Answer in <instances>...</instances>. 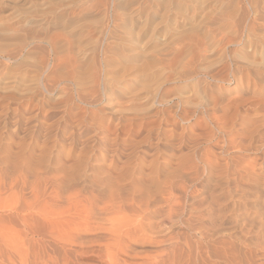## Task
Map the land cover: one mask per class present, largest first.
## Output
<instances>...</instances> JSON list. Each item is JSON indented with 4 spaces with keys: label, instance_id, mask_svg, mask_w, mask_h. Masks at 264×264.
I'll return each mask as SVG.
<instances>
[{
    "label": "rangeland",
    "instance_id": "rangeland-1",
    "mask_svg": "<svg viewBox=\"0 0 264 264\" xmlns=\"http://www.w3.org/2000/svg\"><path fill=\"white\" fill-rule=\"evenodd\" d=\"M95 1L89 8L106 29L112 0ZM239 5L233 41L195 80L173 82L167 72L171 80L144 88L146 60L137 57L125 71L110 70L112 96L100 87L85 100H69L64 85L31 99L19 88L0 89V264H264V57L240 56L252 14L247 0ZM4 8L1 36L10 31L4 25L17 24ZM90 32H83L96 43L89 72L101 80V38ZM36 46L28 62L48 56ZM17 54L10 62L0 56V66L23 70ZM129 77L137 101L124 93Z\"/></svg>",
    "mask_w": 264,
    "mask_h": 264
},
{
    "label": "bare ground",
    "instance_id": "bare-ground-1",
    "mask_svg": "<svg viewBox=\"0 0 264 264\" xmlns=\"http://www.w3.org/2000/svg\"><path fill=\"white\" fill-rule=\"evenodd\" d=\"M94 1L92 4L89 2L91 7H96L92 6ZM167 2V5H164L163 8L160 9L162 10L161 12H163L161 13L157 9L161 0H112V2H109V4L112 3L109 23L107 21L108 24H106L107 26L105 25L106 29H103L104 26L103 28L101 26L103 24L100 25L103 20L99 21L95 18L96 15L94 13L97 11L94 12L92 10L93 8H89L90 6L87 5V7L86 4L83 5V2H81V4L80 0H0V13L3 12L5 6L6 8H12L15 11L14 17L13 15L12 17L16 19L15 22L17 23L15 27H12V24L9 25L11 27L3 24L4 26L2 28H4L5 31H10L7 34L4 33V35L8 36L7 38L4 35H0V56L4 60L10 62L13 57L15 59L18 51H22V55L20 53V55L17 54V56H19L17 59H20L21 57L20 61L24 63L22 66L24 65L23 67H25L20 71H17L15 68V73L12 72L10 68H7L5 64H3L4 66L1 65L0 89L2 88L5 91H9L10 89L19 88L18 90L22 89L21 91L27 92L30 96L29 99H31L34 95L38 94L43 96L46 93L48 94V92L52 89H55V87L64 85V87L73 93L68 97L67 94H69L70 91H64L63 94H65L69 100H73L75 98L85 100L89 97H95L96 94L98 95L97 91L100 92V89L98 90L100 87L102 88L101 90L107 92V95L111 94L112 96V94H115L112 90L116 85L112 88V78H106L108 77L110 70L120 67V69L125 71L128 62L135 60L137 57H143L146 60L140 68L142 72L140 75V82L143 84V87H149L150 83L152 84V82L156 80V83H154L151 87H154L153 89L155 90L160 82L165 79L171 80L170 76L168 77L169 79L165 76L167 72L174 74V77L172 78V80H174L173 82H175L177 78L180 79V77L186 79L192 78L195 80L198 73L205 72L207 70L206 68L208 67L211 55L216 51L221 52L224 50L227 43L233 41V36L239 29H237L238 26L232 15H234L233 12H236L237 14V10H239L237 7H240L239 4L241 3V0H167ZM247 3L252 15L251 17L249 16V20L246 19L248 20L246 27L243 26L245 33L244 37L241 38L239 47L241 50V58L250 62L257 53L261 55V58L264 57V0H247ZM106 5L107 4H105V6ZM229 8L232 9L228 10ZM92 11V14H94L93 18H95L94 20L99 21V24L96 22L97 25H94L95 27L93 26L94 29L91 28V32H94V34L97 35H95V37L100 36L101 38V40L98 38L99 43L96 39L98 49L101 53L100 60L104 67L100 66L103 68V73L100 71L101 68H99L98 71L102 73L101 80H99L100 78L97 72L95 75L89 72L90 68L87 63L88 60L93 59V54H95L93 51L95 48L90 47L93 46L91 43L96 46L95 40H93L95 38L89 39L87 37V34L90 32V30L88 32V27L92 25L90 24L88 26L87 22L89 19H93L91 17L93 15L90 14ZM98 11H100V9ZM100 15L103 17L104 13H101ZM107 15L109 16V14ZM12 17L9 16L10 19ZM158 18L161 20L164 19L163 22L167 24V29H165L164 32H162V29L155 25V21ZM0 21H2V19ZM5 21L8 23L12 20L8 21L6 19ZM163 22L161 23L163 24ZM86 26L88 27L86 28ZM171 26H173L172 29L175 30L174 33L177 35H175L177 39L174 37L175 40L173 39V36H171L174 34L173 31H170ZM2 30L3 29L0 28V32ZM83 30L85 32L87 31V34H84ZM84 35H87L86 37L88 39H84ZM170 37L174 40V44L176 42L175 45L172 43L173 40H169ZM82 39L89 43L86 44V41L84 42ZM3 40L6 41L4 42ZM36 45H39L40 49L41 46H43V50L46 49V54H48V56H45L48 57V59L46 57V59L43 58V52H45L43 51L41 56L43 59L40 58L41 60L38 62H28V60H26V55H28L27 52L29 54L31 52L33 53ZM28 47H31L30 51H27ZM249 48H251L250 51ZM95 51H97V48ZM24 52L26 54H24ZM23 55L25 58H23ZM20 61L18 62L21 63ZM27 67H31L30 70H28ZM97 68H94V70ZM130 78L131 77L128 78L129 82L127 81L124 83V93H127L130 90H128L129 85L133 80L135 81V77H132V81H130ZM126 86L128 88H126ZM21 91L17 92L20 94ZM137 91L138 90H136V93ZM134 92L135 90H130L128 92L131 93L129 94V99L136 100V98H140L141 95L139 96L138 93L135 94ZM151 92L149 90V93ZM151 94L153 95V93ZM23 96L24 98L28 97H25V94ZM58 96L60 97V95ZM96 99L99 98L96 96ZM34 104L35 105L33 106L38 108V102ZM28 105L24 108V110H28V108H30V105ZM19 111L20 110L18 109V112ZM20 115L19 117H21ZM19 117L18 119H20ZM33 142L36 143L35 140H33ZM26 145V147H28L30 144ZM33 145L35 147L37 146L35 144ZM50 147L51 145L49 148ZM41 148L43 150V146H41ZM41 148L39 147L38 149ZM32 149L34 150V147H32ZM38 149L34 152L32 150H28L29 152L27 151L30 158L36 151H38ZM45 150L46 149H44V154ZM39 152L42 153L41 150ZM36 153L39 154L38 152ZM3 154L5 153H2V155ZM44 154H42L43 157ZM43 157L39 155L37 159ZM24 160L26 161L27 159ZM29 161L27 160L26 162L29 163ZM33 162L34 161L32 160L31 163L33 164ZM37 162L39 161L37 160ZM195 244H197V242ZM204 245L202 248H204ZM200 248L199 250H201ZM202 252L206 254L205 251ZM216 252L215 255H218L219 253L216 254ZM190 254L193 253L191 252ZM231 262L235 261L232 260Z\"/></svg>",
    "mask_w": 264,
    "mask_h": 264
}]
</instances>
